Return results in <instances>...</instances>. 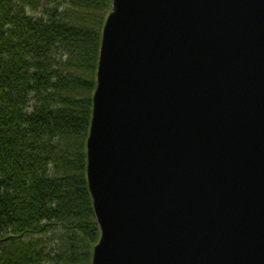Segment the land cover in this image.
Masks as SVG:
<instances>
[{"label":"water","instance_id":"water-1","mask_svg":"<svg viewBox=\"0 0 264 264\" xmlns=\"http://www.w3.org/2000/svg\"><path fill=\"white\" fill-rule=\"evenodd\" d=\"M98 60L91 264H264V0H112Z\"/></svg>","mask_w":264,"mask_h":264},{"label":"trees","instance_id":"trees-1","mask_svg":"<svg viewBox=\"0 0 264 264\" xmlns=\"http://www.w3.org/2000/svg\"><path fill=\"white\" fill-rule=\"evenodd\" d=\"M111 0H0V264H91L86 139Z\"/></svg>","mask_w":264,"mask_h":264},{"label":"rangeland","instance_id":"rangeland-1","mask_svg":"<svg viewBox=\"0 0 264 264\" xmlns=\"http://www.w3.org/2000/svg\"><path fill=\"white\" fill-rule=\"evenodd\" d=\"M97 58L99 59V52H98V57ZM98 59H97V66H98V61H99ZM97 66H96V70H97Z\"/></svg>","mask_w":264,"mask_h":264}]
</instances>
